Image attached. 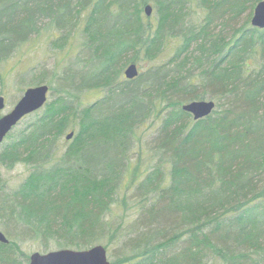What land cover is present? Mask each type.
Returning <instances> with one entry per match:
<instances>
[{"label": "trees", "instance_id": "obj_1", "mask_svg": "<svg viewBox=\"0 0 264 264\" xmlns=\"http://www.w3.org/2000/svg\"><path fill=\"white\" fill-rule=\"evenodd\" d=\"M150 1L0 0V65L43 30L64 44L80 28L85 35L51 85L54 99L0 150V223L10 240L0 242V264H20L27 241L83 250L106 238L112 264H264V29L251 25L262 0H153L155 23L144 13ZM174 41L168 60L126 78L128 64ZM49 72L33 80L47 84ZM103 86L93 103L79 101ZM207 98L216 107L204 118L182 108ZM152 115L155 159L144 173L127 154ZM67 129L75 134L60 152ZM20 162L28 173L9 189L3 169ZM128 174L126 210L110 218Z\"/></svg>", "mask_w": 264, "mask_h": 264}, {"label": "rangeland", "instance_id": "obj_2", "mask_svg": "<svg viewBox=\"0 0 264 264\" xmlns=\"http://www.w3.org/2000/svg\"><path fill=\"white\" fill-rule=\"evenodd\" d=\"M150 3L153 5V14L151 16L152 22H156L157 20V10L156 6L154 4V1L151 0ZM193 21L194 22H200L204 15V9L202 7H199L197 2L193 3ZM144 15V13H143ZM242 21V19L240 20ZM80 31L76 32L74 36L68 40L66 44L65 39L63 36H61V33L59 31L53 30L52 33L46 32L43 30L42 32L38 34H33L29 40L25 44L22 45V47L19 48V50L11 56L8 60L3 62L0 65V72L3 75L2 78L0 77V94L4 95L6 98V108L2 111H0V116L4 115L5 113L9 112L14 105L17 103V101L20 99L24 91L31 86H36L38 84L37 80H33L34 76H36L39 73H43L44 69L49 70L50 76L48 78V83L50 86V96L49 99L53 100L54 95L53 91L51 90V85L54 87H58L59 84L57 83V77L58 74L63 72L64 67L72 61L74 58L78 56V51H80L82 44L84 43L85 35L82 33L81 28ZM219 28H216V31H218ZM64 39V40H63ZM177 41L169 42L165 45L163 52L154 59H140L139 66L140 70H146L151 66L152 64H159L169 59L170 54L173 52V48ZM60 44V45H59ZM88 55V53H87ZM86 54L82 57H85ZM89 56V55H88ZM143 57V55L141 56ZM129 65V64H128ZM53 68L56 71V74H53L51 70ZM37 77V76H36ZM76 82L78 80L76 79ZM106 93V87H97L94 89H89L87 91L82 90L80 92V102L83 104H90L93 103L95 100H97L99 97L104 95ZM204 100H210V99H204ZM40 110L39 112H41ZM34 115V114H33ZM32 117V115H31ZM29 117V118H31ZM28 119H23L13 130L19 129L24 124V121ZM157 123H154V116L152 115L140 128L137 129V137L134 138V142L129 147L128 151V157L129 160L132 162V164L135 166L140 163V168L144 170V173H146L154 163L155 157L152 155V153L149 150V143L152 140V137L155 135V127ZM70 129V128H69ZM67 129V132H70V130ZM65 133L61 139L58 140V146L60 148V152L65 150L69 145L70 141L66 139ZM140 136V138L138 137ZM11 139L6 138L2 145H0V150L2 147L7 144ZM71 140V139H70ZM132 169V168H130ZM28 173L27 165H25L24 162H20L16 164L12 168H5L3 169V175L6 179V181L9 184V189H14L17 185L20 184V182L23 181L24 177ZM144 175V174H143ZM130 180V175L126 176L124 178L122 183V189L120 198L118 201L121 203L123 199V193L126 190L129 191L130 186H128ZM128 186V187H127ZM121 200V201H120ZM119 203V204H120ZM118 204V205H119ZM121 207L114 206L113 212L110 215V218H116L118 219V216H122V213L126 210V208L123 207V204L121 203ZM132 207V205L130 204ZM129 207V206H128ZM129 209V208H128ZM136 216V210L130 209L126 212V222L132 220ZM0 229L6 233L5 228L0 223ZM107 238L104 239V244L106 246ZM108 250V255L111 261L114 260V257L112 256V252L114 251V246H106ZM21 252L19 254V261L20 264H29L30 260H25V255H31L34 252H40V253H46L50 250L57 249L56 247H51L48 250H44L39 242L36 241H27L22 244H20ZM117 249V248H116ZM23 253V254H21ZM30 258V257H29Z\"/></svg>", "mask_w": 264, "mask_h": 264}, {"label": "water", "instance_id": "obj_3", "mask_svg": "<svg viewBox=\"0 0 264 264\" xmlns=\"http://www.w3.org/2000/svg\"><path fill=\"white\" fill-rule=\"evenodd\" d=\"M147 16L153 13V6L147 4L145 7ZM254 27L264 29V0L258 2L254 8L251 19ZM125 76L134 79L139 75V68L136 63L129 64L125 69ZM50 86L39 84L28 87L14 107L0 117V144L8 133L27 115L41 109L48 101ZM216 106L214 100H193L183 104V110L190 112L195 120L204 118L211 114ZM6 107V98L0 94V111ZM74 132L67 134V140L72 139ZM0 242L9 243L7 235L0 229ZM29 264H112L108 257L105 245L96 244L83 250L71 248L55 249L46 253L34 252L30 256Z\"/></svg>", "mask_w": 264, "mask_h": 264}]
</instances>
